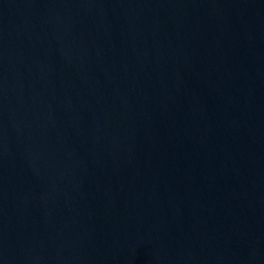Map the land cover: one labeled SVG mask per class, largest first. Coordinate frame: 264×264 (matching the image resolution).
<instances>
[{"label": "water", "instance_id": "95a60500", "mask_svg": "<svg viewBox=\"0 0 264 264\" xmlns=\"http://www.w3.org/2000/svg\"><path fill=\"white\" fill-rule=\"evenodd\" d=\"M0 264H264V0H0Z\"/></svg>", "mask_w": 264, "mask_h": 264}]
</instances>
